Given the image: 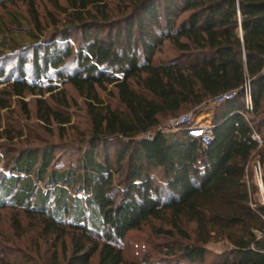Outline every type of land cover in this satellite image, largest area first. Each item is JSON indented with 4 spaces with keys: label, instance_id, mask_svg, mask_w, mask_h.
Here are the masks:
<instances>
[{
    "label": "trees",
    "instance_id": "1",
    "mask_svg": "<svg viewBox=\"0 0 264 264\" xmlns=\"http://www.w3.org/2000/svg\"><path fill=\"white\" fill-rule=\"evenodd\" d=\"M23 1L30 41H10L17 16L0 22V109L14 95L25 106L36 90L68 105L63 88L54 91L59 79L84 98L90 121L74 159L52 144L28 146L0 172V208L37 219L45 233L74 231L68 257L54 250L45 264H91L96 252L97 264H121L127 232L166 213L168 258L204 263L208 243L221 239L212 264H264V203L253 197L251 167L256 159L264 180V0H66L46 31L35 0ZM165 42L178 53L160 59ZM49 99H36L37 117L67 122ZM201 105L212 111L209 143L160 127ZM173 237L188 243L173 249ZM0 264L38 263L26 255Z\"/></svg>",
    "mask_w": 264,
    "mask_h": 264
},
{
    "label": "rangeland",
    "instance_id": "2",
    "mask_svg": "<svg viewBox=\"0 0 264 264\" xmlns=\"http://www.w3.org/2000/svg\"><path fill=\"white\" fill-rule=\"evenodd\" d=\"M62 6H67L66 0H35V8L42 28H45V31L46 29L50 30L53 16L55 19L63 18ZM15 16L18 17L16 18L18 19L16 23H21L19 28H14L9 22V18L15 22ZM31 20L29 5L26 1L6 0L0 4V22L2 24L5 22L10 23L8 32L10 41H30L31 37L28 31L33 30ZM35 29L36 27H34ZM177 53L174 46L172 49L170 44L165 42L159 52H157V56L162 59L172 55L175 56ZM53 82L58 84L54 91L58 88H63L68 105H55L49 99V91H44L43 93V91L36 90V93H26L24 96L25 106L14 95L10 99L9 106L0 109V172L6 170V163L8 161L9 163L11 162V157L19 149L28 146L52 144L55 147L58 146L57 150L62 151L66 160L76 157V146L86 140L90 126L84 98L79 95L71 83H62L59 79H53ZM2 85L4 83H1L0 87ZM109 88L110 85L108 86ZM106 91L100 90V95L107 101L109 97ZM41 96L49 99V102L53 104L52 106L69 120L62 123L53 118L49 122L39 119L36 114V99ZM210 110L207 106L201 105L184 109L179 114L190 112L196 119L206 122L211 121ZM168 119L169 117L161 122L160 127L162 130H178L168 125ZM5 129L6 132H4ZM9 136H11L10 139ZM251 167L253 168L254 181L257 185V191L253 194V197L264 203L263 168L259 166L256 159L251 162ZM15 217L18 219L20 226L14 223ZM169 221H171L170 213H166L161 218H150L138 229L129 230L119 243L123 254V262L121 264H212L215 259L214 254L226 248L225 241L221 239L210 241L207 246L211 249V252L204 263L190 262L174 254L173 258H168L165 253L167 248L164 244V241L167 240L159 234V228L171 227ZM183 227L192 235L193 222L184 220ZM73 234L74 231L68 228L64 233H45L37 219L26 216L16 208H0V257L16 260L29 255L38 264H45L50 262L52 252L56 250L62 261L64 257H68L70 254ZM186 243H188L186 239L173 237V249L179 244ZM97 261L98 253L96 252L91 257L90 262L91 264H97Z\"/></svg>",
    "mask_w": 264,
    "mask_h": 264
},
{
    "label": "built area",
    "instance_id": "3",
    "mask_svg": "<svg viewBox=\"0 0 264 264\" xmlns=\"http://www.w3.org/2000/svg\"><path fill=\"white\" fill-rule=\"evenodd\" d=\"M244 92H245V101L246 105L248 107L251 106V97H250V91L248 84L246 83L244 86ZM234 92L229 91L225 94L219 95L215 98L214 102L219 103L225 99H228L232 97ZM168 125L170 127H174L176 129H183L185 130L189 135L197 138L200 140L203 144L209 143L213 138V124L211 121H200L199 119H196L190 112L177 114L169 117L168 119ZM255 137H259L255 135Z\"/></svg>",
    "mask_w": 264,
    "mask_h": 264
},
{
    "label": "crops",
    "instance_id": "4",
    "mask_svg": "<svg viewBox=\"0 0 264 264\" xmlns=\"http://www.w3.org/2000/svg\"><path fill=\"white\" fill-rule=\"evenodd\" d=\"M211 111V110H210ZM211 113H212V111H211Z\"/></svg>",
    "mask_w": 264,
    "mask_h": 264
}]
</instances>
